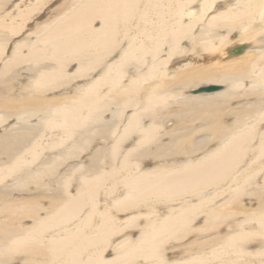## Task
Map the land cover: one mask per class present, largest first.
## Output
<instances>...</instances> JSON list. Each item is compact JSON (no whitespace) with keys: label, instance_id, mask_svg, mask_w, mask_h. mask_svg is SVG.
Segmentation results:
<instances>
[{"label":"bare ground","instance_id":"bare-ground-1","mask_svg":"<svg viewBox=\"0 0 264 264\" xmlns=\"http://www.w3.org/2000/svg\"><path fill=\"white\" fill-rule=\"evenodd\" d=\"M11 1L13 0H0V24H2L3 20L8 18L18 22L14 28L5 26L12 36L4 39V42L0 45V61L3 58L5 46L7 47L9 42L15 40V37L20 33L23 34L33 29L35 33L31 32L29 34L39 36L37 42L27 45V59L31 61H35V58L41 59L46 51L52 53L50 60H54L56 63V66L52 67L49 72L43 74L40 72L43 67L39 65V72H37L36 75L37 85L42 86V88L43 85L52 83L63 76L65 73L62 68L63 64L68 65L71 61H77L79 69L82 68L80 70L84 71V69H88L90 62H98L99 64L104 63V66H102L104 69L101 67L103 69L101 78L99 79L98 77L96 80L92 81L91 87H89L90 89L85 91L78 100L79 102L77 101L78 103L75 105L71 104L67 107H63V105L51 106L44 99L37 97V93L35 94L34 91L28 90H23L25 91L23 93L27 91L28 94L27 96L25 95V98L21 97L22 99H20L19 102L7 100L4 111L8 113L12 112L17 118L30 112L35 114L40 111L41 108H44L45 111H52L55 109L58 113H61L64 124L70 127V130L67 132L69 135H73L76 128H81L80 131H82L83 126L86 127L90 124L86 122L89 124L84 125L86 119H91L89 118L90 114L97 115L105 105L111 104L109 102H107V104L103 102L98 95V91L100 88L102 89L103 83L108 80L107 78L111 75L112 78H110V80L112 81V87H116L127 73V65L132 64V67L136 66L143 68L145 59L148 55H150V59L151 57L153 58L151 60L152 68H149L150 70L148 72L139 73L140 70H138V75H136L137 79L132 82V84L134 83L132 88L124 89L121 87L117 91L111 88L114 100L113 103L118 107V112L114 116L119 119L118 121H121L120 123L124 122L122 121V118L125 117L123 116V110L128 109L130 106L133 108L137 106V102L132 99L135 94L132 93L134 89L142 87L144 82L152 80L153 78L158 79L161 71H166V68H168V70L169 67L171 68V71L174 73V81L177 84H183L184 87L190 85L196 86L201 82H207L209 85L215 84L221 86L220 83H229L230 85L225 91H222L223 86H221V88L216 91L217 93H202L199 95L189 94L187 95V101L184 103L186 108L191 107L190 109L193 108V110H200V108L215 110L217 108L215 115L216 119L214 118L215 121L204 123L206 124L205 127H207L205 130H207L208 134L210 133L213 140L224 141V144L217 152H214L212 149V152L209 150L210 154L203 155L204 158H197L198 160L192 159L194 157L191 156V154L197 155L199 152V154H202L208 147L206 143L201 141L197 143L194 141L199 144L197 146L199 149L192 151L195 149L189 148L190 145L194 146V143L191 142L193 140L188 138L191 136L190 131L193 129L179 136H175L176 133H174L172 134L174 136L170 144L159 146L158 143L161 142V140L158 139V127L152 123L146 130L139 129V121L142 122V117L146 116L148 113L145 114L143 110L135 112L134 115L128 119L122 134H118L114 137L112 131L109 132L110 135L102 131L106 134L103 136L105 140L108 141L113 138L112 142L114 144L103 148V150L97 147L100 153H97V155L93 157L89 166H82V164L77 166L75 164V167L77 166L76 168L68 169L58 176L56 182L60 185L61 191H58L55 198H53L52 204L49 207L51 210L48 214L46 213L43 218H36L38 220L35 219V222L32 224L24 223L23 226H20L17 225L16 220L21 222L23 219H34L36 214L39 213V210L36 209L31 201H26L23 205L9 207V216L12 220L8 217L5 225L1 226L0 224V264H133L134 261L129 260L138 258H142L144 261L156 259L159 263H162L165 254L163 253L165 246L170 244V242L184 241L189 238L192 233H199L200 240L203 238V233L205 236L210 237L204 240L200 245L198 243V245L201 246V249H199L201 250L200 254L203 255L205 253L204 250L209 254L208 257H205L206 259L216 261V258H220L219 251L224 250V257L229 253H242L236 255L234 259L230 258L234 262L243 264V260L245 259L246 263L254 264L251 257L257 253L253 251L256 242L251 239L252 235L248 238H244L238 231L234 232V236L229 235V230L226 225L230 217L235 220L238 216L235 210L239 206L237 201L240 197V183H238L239 180L236 178L237 175H234L233 178L239 186L234 184V188H230L232 190L229 189L232 194L230 199H227L228 194H226L228 188L224 187V182L229 177H232L234 172H237L238 166L240 167L242 165L243 158L246 157L251 147H253L250 144L252 140L255 139V128L251 127V129L247 131L243 129L244 121H246L248 117L251 118L253 112L249 110L247 115L239 117L237 121L229 127L228 125L225 126L223 123V121L225 122L226 120H223L224 115H222L223 113L220 105H222V102H230L239 97L237 93L235 96V90L242 85L243 81L247 82V80L252 79L257 85L264 87V51L263 53L257 52L255 54L253 53V55H247L240 61H234L237 60L234 59L228 62H221L220 60L221 58L226 59L227 53L226 50L224 51V48L229 43V37L235 29H240L239 34L235 35V37L238 36L239 40H241L242 44L240 45H245L243 42L247 40H254L257 38L258 31L255 29L256 24H254V22L258 21L264 23V0H237L236 3H234V0H224L223 4L217 3L214 7L216 10H221L222 8L228 10L220 11L208 20L204 27L206 29L202 31L201 35L203 37L201 36L202 38L200 41L196 43H194L195 41L192 42V40L189 41L190 45L197 46L198 42L202 45V48L195 52L196 56H200L202 51H206L212 54L213 57H204L203 59L207 60L205 65L193 67L195 65L191 62L198 61L199 59L192 56L193 59L191 57V62L182 66H189L190 71H183L182 67H176V64L178 62L181 63L183 60H170L175 54L182 55L184 49H181L182 47L180 48V43L190 34V24L186 25L181 23L178 25L180 20H182L181 18L185 15L183 13L184 11H181V7H186L185 4L180 3L181 0H177L175 4L171 0L167 4V8L168 6H172L174 9H170L174 11L176 15L174 21L171 20V12L165 8L163 12H156V17H159V20L153 23L144 13L145 11L148 12L149 9L144 7L148 9L143 11L146 17L139 14L141 20H136V26L132 19L134 15L139 13L137 12L140 3L139 0H70V2H68L69 4L67 3L68 5L65 6L67 8L63 13L60 15L58 14V16L56 15L53 19L50 17L48 21L44 20L42 23H39L42 17H47L49 16L48 14L56 12V9L64 6L66 1L62 5L56 6L55 4H51L53 0H29V2L22 0L20 4H24V6L20 8L21 5L19 3L16 5V8H19L18 14L14 18L8 16L6 13L4 14L2 11ZM209 1L210 7H208V10L210 11L215 1ZM190 3H192V1H190ZM233 3L234 7L229 8ZM152 6L154 5L152 4L151 7ZM161 8H159V10H161ZM11 10L12 7L10 8V11ZM138 10L140 11V9ZM150 16L153 15L150 14ZM156 17H154V19ZM98 20L101 21V26H99L98 29H94V23ZM131 20L133 21L132 23ZM37 23H39L38 27L34 25ZM172 23L177 29H170ZM217 29L226 30L225 32L227 33L220 37L216 32ZM258 42L260 43L261 41L255 40V43ZM16 44L11 54L12 59L10 58L11 60L9 59L10 61L7 62L8 60L5 61L4 58L2 62L3 69L11 62L15 61L19 63L25 59V56L21 53V50L25 47V43L19 41ZM196 50L195 48V51ZM246 51L244 53H246ZM120 53V58H118L119 63H107L109 58L113 60L114 56L116 57V55ZM221 53H223V55H220ZM248 53L252 54L251 51H248ZM161 57L165 58L161 59ZM35 62L37 63L38 61ZM237 63L242 66H238ZM255 73L258 75H255ZM90 75L91 74H89V76ZM159 84L160 83L156 80L153 86L147 89L145 99L148 109L141 107L144 110H149L163 100L162 96L164 90ZM165 84H168V82ZM44 88L46 89V86ZM241 89L242 88L238 91ZM258 93L262 94V92ZM34 94L36 96H29ZM218 105L220 112L218 111ZM105 109L107 108L105 107ZM241 109L239 110L238 108L239 112L244 111ZM83 110L85 111L83 112ZM84 113H86V116L84 115L86 118L82 116ZM149 114L151 117H155L151 112ZM9 116H5L6 118L4 119L8 121ZM262 117L263 116H261V119H263ZM50 119L52 122L55 121L53 120L55 118ZM57 120L58 119H56V121ZM103 120L104 118L100 121L102 122ZM0 121H2L1 117ZM103 123L104 125L105 123L107 124V122ZM196 123L198 122L196 121ZM74 127L75 130H73ZM108 127H106V129H108ZM108 130H106V132H108ZM135 130L141 133L132 134ZM197 132L199 131H195V133ZM10 135L12 136V134ZM21 135H23V133ZM25 136L26 135H24V137ZM88 138L85 135L84 139ZM9 139V136L0 138V151H6L9 156H12H8L12 161H17L24 157L21 156L23 152L21 147L24 144V139H20V144L17 145L15 149H13L14 147L11 148L12 150L8 148L14 141L9 142ZM132 139H134L135 142H133ZM74 142H76L77 146L81 144L78 140ZM259 145L260 148L258 152L264 157V136L261 137ZM129 146L131 149L128 150L125 148ZM80 150L82 151L83 148H80ZM178 155H188V157L181 161H166L168 157L176 156V158H178ZM71 159L73 158L71 157ZM156 160L162 163L160 167L158 165L153 167V163ZM183 160L184 163L182 164L181 162H183ZM262 163L264 162L257 164L260 165L258 168H255L257 167L255 165L250 167L253 174L258 170L261 172L264 168V164ZM59 165L52 163V170ZM15 167L14 170L21 169L20 167ZM105 168H109L110 170L106 172L104 170ZM54 172H50L52 174L51 176L56 174ZM48 177H50V175ZM19 179V183L23 186L27 185L23 176H19ZM53 185L54 183L51 182L46 185V187L52 188ZM72 186H76V192L70 194ZM191 198H194V200ZM199 200V204L194 202ZM262 200L264 201L263 198ZM180 201L181 204H179L177 208L173 207ZM104 202L105 208L101 210L99 204ZM41 209L42 206H40V211ZM166 212L167 215H165ZM80 214H82L81 218L79 217ZM202 214H204L206 218L205 224L196 228L193 224L201 220ZM98 217H101V219H98L95 229L99 234L95 239L90 240L87 246L84 242L88 239L89 233L91 232L93 226L92 220L94 219L95 224ZM249 217H251V220L258 218L264 221V206L261 208V212L254 215L251 213ZM260 225L264 226V223ZM136 232L140 233L137 239L135 238ZM17 234L18 237L16 238ZM52 237H55V239L53 240ZM119 237L124 238L118 241ZM7 240L13 243L6 244L5 241ZM230 245L236 246L234 249H231ZM84 247L87 250L89 247L93 248L84 256V260L87 259V261L84 262L83 260L81 262L80 258ZM134 248L141 253L138 252L137 255L130 254V249ZM107 249L115 251L116 255L110 257V259L105 258L103 260L101 259L102 254L105 253ZM242 256L244 259L240 260Z\"/></svg>","mask_w":264,"mask_h":264},{"label":"rangeland","instance_id":"rangeland-1","mask_svg":"<svg viewBox=\"0 0 264 264\" xmlns=\"http://www.w3.org/2000/svg\"><path fill=\"white\" fill-rule=\"evenodd\" d=\"M26 1L29 2V0H26ZM139 1H140V3L138 6V9H140V11L137 9V12H139V13H137L136 15H138V16H136V15L133 16L132 20L134 21V23L137 22L136 20H138V21L141 20L139 18V14L141 16L144 15V17L147 16V18H149L150 21H152L153 23L157 22L159 20V17H156V14H157L156 12L157 11L163 12L165 8L171 12L172 19H171V17H170V19L172 21H174L176 19V17H175L176 15H175L174 11L170 10V9H173L172 6H168V8H167V4L171 0H155V2H154V0L153 1L152 0H142V1L139 0ZM172 1L175 4L177 0H172ZM190 1H192V3H190ZM214 1H215V3L213 5V8L210 9L211 12L208 10V7H210V3H209L210 1L209 0L208 1L207 0H183V1L181 0L180 1V3L185 4L186 7L185 6H184L185 8L181 7V11L182 12L184 11L183 13L185 15L183 18H181L182 20H180L178 25H180L181 23H184L186 25L190 24L191 26H190V31H189L190 34L188 36H186L180 43V48L182 47L181 49H184L182 55L175 54L170 59L171 61L174 59H179V61L183 60L181 63L178 62L176 64L177 68L182 67L186 63H190L191 62L190 59L192 56L199 59L198 61L191 62L192 64L195 65L193 67H198L197 65H199V67L202 65H205L207 63V60L203 59L204 57H213L212 54H210L209 52H206V51H202L200 56H196L195 52H197L198 49L202 48V45H200L199 42H198L197 46L190 45L189 41H191V40H192V42L195 41L194 43H196L197 41H200L201 38L203 37L201 35L202 31L206 29L204 27L206 26L208 20L214 14H216L220 11H227L228 10V9L224 10V8H222L221 10H216L214 8L215 5L217 3L223 4L224 0H214ZM21 2H22V0H13V1L9 2L8 6L2 11L4 12V14L6 13L8 16H12L14 18L18 14V8H19V7L16 8V5L18 3L20 4ZM68 2H70V0H61V1L60 0L59 1L53 0L51 2V4H55L56 6H58V5H62L64 3V6L57 8L58 10L56 9V12L48 14L49 16L42 17L40 19L41 21H39V23L44 22V20L48 21L50 19V17H51V19H53V17H56V15L58 16V14L60 15L61 13H63L65 11V9L67 8L65 6L69 4ZM236 2H237V0H234V3H236ZM205 3H207V4H205ZM208 3H209V5H208ZM234 3L229 8L234 7ZM152 4L154 6L151 7ZM23 6H24V4L21 5L20 8H22ZM11 7H12V10L10 11ZM144 7L148 8L149 10L145 9ZM159 8H161V10H159ZM152 9L154 12L152 11ZM145 10H148V12ZM8 11H10V12H8ZM143 11H145L144 13L146 14V16H145V14H143ZM150 14L153 16H150ZM0 16H1V14H0ZM154 17H156L157 19L156 18L154 19ZM198 17H200L201 19ZM198 19H200L202 21H200ZM132 20H131V23L133 22ZM0 21H1V18H0ZM192 22L195 24H193ZM17 23H18L17 21H12L10 18L3 20L2 24H0V45L2 44V42H4V39L10 38L12 36V34L9 33V30L5 26L14 28V26H16ZM39 23L34 24V25H36V27H38ZM254 24H256L255 29H256V31H258L257 32L258 35L256 37L259 38L260 40L256 38L254 40H247L246 42H243V43H245V45L247 44V46L249 47L247 49L246 53H243L242 55L237 56V57H230L229 58L228 51L230 50V48L237 47L236 45L240 46V44H242L241 40H239V37L238 36L235 37V35L239 34L240 29H235L229 37V39H230V40H228L229 43L224 48V51L226 50V53H227L226 59H223L220 57L221 62H225V61L228 62V61L234 60V59H237L234 61H240V60H242L243 57H245L247 55H253V53L255 54L257 52L263 53V51H264V40H261V39H264V23L255 21ZM134 25L136 26V23ZM99 26H101L100 20H98V21H96V23H94V27H95L94 29H98ZM171 28L177 29V27L175 25H173V23H172L170 29ZM257 28H258V30H257ZM225 31L226 30H222V29L216 30V32L219 34L220 37H222L221 35H225L227 33ZM260 31H261V33H260ZM31 32H33V29L26 31L23 34L20 33L17 37H15V40H12L11 42H9L7 47L5 46V50L3 53L4 55H3L2 60L0 61V117L2 118V121H0V123L2 122L0 124V138L5 137V136H9L10 137L9 142L14 141L11 143L12 144V145H10L11 147L9 146V148H8L9 150H12L11 148H13V147H14L13 149H15V147L20 144V141H21L20 139H22V140L24 139V144L21 147V149H23L21 156H24V157H22L21 159H19L17 161H12L11 159H9V157H12V156H9L6 153V151L5 152L0 151V153H1L0 154V224H1V226L5 225L7 222V218L10 217L9 216V210H8L9 207H12L15 205H23V203H25L26 201H31L34 204V206L36 207V209L39 210V213L36 214V217L34 219H32V218L23 219V221H21V222H18V220H16L17 225L23 226L24 223L32 224L33 222H35L36 218H43V216H45L46 213L48 214L51 210L49 207L52 204L53 198H55L58 191H61L60 185L56 182L58 176L64 172H66V170H68V169H74L75 164L77 166L81 165V164H82V166H87V165L89 166L91 163L90 161H92L93 157L96 156L97 153L98 154L100 153L99 149L103 150V148L109 147V146L114 144L112 142L113 138L111 140L106 141L103 136H105L106 134L110 135L109 132H111V131L113 132L112 135H114V137H116L118 134H122L123 129L127 125L128 119L131 116H133L135 112H140L143 110V111H145V114L148 113V114H146V116L142 117V122L139 121V124H138V126H140L139 129L146 130L149 126L152 125V123H153V125H155L156 127L159 128V129L157 128L158 131L156 130L159 134L158 139L161 140V142H159L157 140L159 143H161V144L158 143L159 146H165V145L170 144L172 142V139H173L172 137L174 136L172 134L176 133L175 136H179L180 134H183L184 132H186L188 130L190 131L191 129H193L194 131L193 130L190 131L191 136H189L188 138L193 140L191 142L194 143V146L190 145L189 148L195 149L192 151L198 150L199 147H197V146L199 144H197V143H200V141L203 143H206L208 145V147L206 148V150H204V152L202 154H199L200 153L199 151H198L199 153L197 155L191 154V156L194 157L192 159L196 160L197 158L198 159L204 158L203 155H208V153L210 154L209 150H211V152L213 150H214V152H217V150H219L222 147V145L224 144L223 140H221V141L220 140H213V137L210 135V133L208 134L207 130H205V129H207V127H205L206 124H204V123L212 122L213 120L215 121V119H216L215 115L217 112V108L215 110H209V109H203V108H200V110L199 109L193 110V108L190 109L191 107L186 108L184 106L185 101H187V99H188L187 95L191 94L192 90L193 91L199 90V88H201V87L213 86L215 84L209 85V83H207V82H201L199 85H196V86L190 85V86L184 87L183 84H177L174 81V73H173V71H171L170 67H169V70H168V68H166V71L165 70L161 71L158 79L153 78L152 80L144 82L142 87H138V88L134 89V91L132 93H135V94L132 97V99L137 102V106L134 108L130 106L131 109H130V107H128V109L123 110V116H125V117L122 118V121H124V122L120 123L121 121H118L119 119H117V117L114 116L118 112V107L115 106L113 103L114 100L112 97L111 88H114L116 91L118 89H120L121 87H123L124 89L132 88V86L134 84V83L132 84V82L137 79V76H136V75H138L137 71L140 70L139 73L148 72L152 68V66H151L152 61L151 60L153 58L151 57V59H150V55H148L149 57L148 56L146 57L145 64L143 65L144 66L143 68H139L136 66L132 67V64H128L127 65V73L121 79L119 85H116V87L115 86L112 87V81L110 80V78H112V76L109 74L110 77L107 78L108 80L103 83L104 85H103V87L101 86L102 89L100 88V90L98 91V95L101 97V100H103V102H105L106 104H107V102H109L111 104L105 105L100 110L101 112L99 111L97 115L90 114L89 118H91L92 120L88 118L89 120L86 119V121L84 122V125L90 123L89 126L88 125L86 127L83 126L82 131H80L81 128H76V131H75V133H73V135H69L67 133L70 130V127H67V125L64 124V122H63L64 119H63V117H61V113H58V111L55 109H53L52 111L51 110L45 111L44 108H41V110L35 114H33V112H30V113L25 114L24 116H22L20 118H17L15 115H13L12 112H9L10 113V116H9V113L7 111L6 112L4 111L6 103H7L6 101L7 100H13L14 102H19L20 99L25 98V95L27 96V94H28L27 91H26V93H23V92H25L23 90H28V91H32V92L34 91L35 94L37 93V97H39L40 99H44L51 106L63 105V107H67L71 104L75 105L79 102L78 100L82 97V95L85 93V91H87V89L88 90L90 89L89 87H91L92 81L96 80L98 77H99V79L101 78L102 70L104 69L102 67V66H104V63L99 64L98 62H90V66L88 67V69L87 70L84 69V71H83V70H80L82 68L79 69V64L77 63V61H71L68 63V65L63 64L62 68H63V71H65V73L63 74L62 77L53 81L52 83L43 85V88H42V86L37 85L36 75H37V72H39V65H41V67H43V68H41V71H40L43 74L45 72H49L52 69V67L56 66V63L54 60H52V61L50 60L52 53L46 52V51L44 52L43 57L41 59L35 58L36 59L35 61H38L37 63L35 61H31V60L27 59V55H28L27 45L30 43L37 42L38 36H39V35L29 34ZM33 33H35V32H33ZM255 40L261 41L262 43L261 42L260 43L258 42L259 44L255 43ZM19 41H22V43H25V47L21 50V53H22V55L25 56V59L19 63L15 62V61L11 62V63L7 64L6 67L3 69L2 62H3L4 58H5V61L8 60L7 62H9L12 59L11 54H12L15 46L17 45L16 43H18ZM214 42H216V41H214ZM217 43H218V41H217ZM257 45L259 46V48ZM195 48L197 49L196 51H195ZM258 50H260V51H258ZM248 51H251L252 54L248 53ZM120 55H121V53L117 54L116 57L114 56L113 60H112V58H111V60L109 58L107 63L108 64H112L115 62H116V64L119 63L118 58H120ZM220 55H223V53H221ZM220 55H218V56H220ZM164 58L165 57H161V59H164ZM192 59H193V57H192ZM39 63H41V64H39ZM237 64H238V66H242L241 64L239 65V63H237ZM65 67H67V68H65ZM193 67H192V69H193ZM182 70L183 71H190L189 66L182 67ZM182 70H181V72H182ZM100 71H101V73H100ZM256 73H255V75L259 74V72H258V74H256ZM89 74H91V75L89 76ZM77 77H79V78H77ZM3 80H4V82H3ZM156 80H157V82L160 83L159 86L162 87L164 90V93L162 96L163 100L161 102L157 103L154 107H151L150 109H152V110H150V109H149L150 111L144 110L141 107L147 108L146 99H145V96L147 94V89L150 86H153L154 81H156ZM88 82H90V83H88ZM166 82H168V84H165ZM220 84H221V86H223L222 91H225L226 89H228V86L230 85L229 83H220ZM33 85H35L36 87ZM45 86H46V89L44 88ZM241 86L235 90V96L237 93V96H239V97L230 101L231 103L230 102H224V103L222 102V105H220L221 111L223 113L222 115H224L223 120L227 121V122L223 121V123L225 126L228 125L230 127V126H232V124L234 122L237 121V119L239 117L247 115V112L249 110H251V112H253V116H252L253 118L248 117L247 120L244 121L246 124L244 123L243 129L247 131V130L251 129V127H253V128H255L256 132L254 133L255 139L253 138L254 140H252V142L250 144L253 147H251V149L249 150L246 157L243 158L242 163H241L242 165L240 164L241 166L240 167L238 166L237 172H234L235 174L233 173L232 177H229L224 182L225 183L224 187L228 188V191L226 193V194H228L227 199H230L232 196L230 190H232L234 188L233 187V186H235L234 184L239 186L233 178L234 175L235 176L237 175L236 178H238V180H239L238 183H240V186H239L240 197L237 201L239 206L235 209L237 211L238 216L235 218V220L232 217H230L229 220L227 221L226 225H227V229L229 230V232H228L229 235L234 236L235 231H238V233H241L244 236V238H248L250 235H252L251 239H253L256 242V245L254 246L253 251L256 252L257 254L252 256L251 259H253L254 264H264V242H263V240H264V235H263L264 226L260 225L261 223H264V221L261 219H258V218H255V220H251L250 219L251 217H249V215H251V213L254 215V214L261 212V208L264 206V201L262 200V198L264 199V170H263L264 168L261 170V172H260V170H258L254 174L252 173V171L250 169V167L252 165L257 166L255 168H258V167H260V165H257V164H259L260 162H264V157L261 156L258 152L259 151L258 149L260 148L259 142L261 140V137L264 136V91H263L264 87H260L255 82H253L252 79L247 80V82L243 81ZM240 88H242L243 91H242V89L240 91H238ZM48 89H50V90H48ZM53 90L54 91L56 90V91L54 92ZM99 92L101 93V95ZM258 92H262L263 95L259 94ZM52 93H54V94H52ZM35 94L29 95V96H36ZM238 94H241V95H238ZM67 95H68V98H67ZM210 95H213V94H210ZM245 95H247V96H245ZM203 96H209V95H203ZM240 96H242V97H240ZM102 97H104V98H102ZM192 97H194V96H192ZM49 99H51V100H49ZM107 99L108 100L110 99V100L108 101ZM105 107L108 110L105 109ZM236 108H237V110H236ZM238 108H239V110L242 108L241 110H244V111L239 112ZM85 110H83V112ZM102 110H103V112H102ZM209 111H211V112H209ZM218 111L220 112L219 105H218ZM150 112L155 116L154 118L151 117V115L149 114ZM189 112H191V113H189ZM199 114H201L202 116ZM84 115L86 116V113H84L82 115L83 118H86V117H84ZM5 116L6 117L9 116L8 121H7V119H4V118H6ZM261 116H263L262 117L263 119H261ZM11 117H12V119H11ZM191 117H193V118H191ZM21 118H22V120H21ZM50 118H52V119L55 118V119H53L55 121L52 122ZM103 118H104V120L101 122L100 120H102ZM108 118H109V120H108ZM56 119H58V120L56 121ZM109 121H111V122H109ZM196 121L198 123H196ZM86 122H89V123H86ZM99 122H101V123H99ZM103 122H107V124L105 123L106 126L104 125ZM102 123H103L104 127H103V125L101 126ZM108 125H109V127H108ZM41 126L45 127V128H42ZM162 126H164V127H162ZM106 127H108V129L110 131L108 129H106ZM95 128H97V129H95ZM99 128H100V130H99ZM180 128H181V130H180ZM73 130H75V127L73 128ZM106 130H108V132H106ZM22 131H24V132H22ZM102 131L103 132L105 131L106 134H104ZM195 131H199V132L195 133ZM15 133H17V134H15ZM22 133H23V135H21ZM135 133H141V132L135 130L134 133H132V134H135ZM192 133H194V134H192ZM10 134H12V136L14 138ZM128 134H131V133H128ZM19 135H20V137H19ZM24 135H26V136L24 137ZM85 135L87 138L90 137V138H88L89 140L84 139ZM99 135H101V136H99ZM15 137L16 138L18 137V138L16 139ZM192 137H195V138H192ZM93 138H94V140H93ZM196 138H198V139H196ZM72 139H74V140H72ZM75 140L80 141L81 144L79 146H77L76 142H74ZM132 140H133V142H135L134 139H132ZM164 141H165V143H164ZM194 141L197 143H195ZM162 143H163V145H162ZM14 144H15V146H14ZM68 147H69V150H68ZM80 148H83V150L81 151ZM125 148H127L128 150L131 149L130 146L125 147ZM24 150H25V152H24ZM81 152H83V153H81ZM36 153H37V155H36ZM259 156H261V157H259ZM71 157L73 159H71ZM90 157H92V158H90ZM177 157L178 158H176V156L175 157L170 156V157H168V160H166V161H169V162H175V160L181 161L182 159L188 157V155L187 156L178 155ZM74 158H76V159H74ZM76 160H77V163H76ZM80 160H83V161H80ZM172 160H174V161H172ZM260 160H263V161H260ZM156 161H154L153 167L157 166V165L160 167L162 165V163H159L158 161L157 162ZM26 162H28V163H26ZM78 162H80V163H78ZM83 162H85V163H83ZM52 163H55L58 165L60 164L59 166H57V168L54 169L55 172H54V170H52V166H51ZM181 163L183 164L184 160ZM27 164L30 166H28ZM262 164H264V163H262ZM15 166L20 167L21 169L14 170L16 168ZM104 170L106 172H108L107 170H110V169L105 168ZM51 171H53L56 174L51 176L52 175L50 173ZM28 172H31V173H28ZM49 175H50V177H48ZM19 176H23V178L26 180V183H27L26 186H23L21 183H19V180H20ZM40 181H43V182H40ZM51 182L54 183L53 187L52 188L46 187V185L50 184ZM246 186H249V187H246ZM75 188H76V186L71 187L70 194L76 192ZM230 188H232V189H230ZM244 189H246V190H244ZM249 192H251V193H249ZM191 199L194 200V198H191ZM194 202L199 204L200 200L194 201ZM220 202H222V201H220ZM91 204H89V205H91ZM179 204H181V201L177 202L175 204L176 206H173V207L177 208V206ZM99 205H100V209L104 210L105 202L100 203ZM40 206H42L41 211H40ZM164 206H166V205H164ZM164 206H162V207H164ZM44 208H46V209H44ZM81 215L82 214L79 215L80 218H81ZM165 215H167V212L165 213ZM200 218H201V216H200ZM98 219H101V217L97 218V221L95 224H94V219L92 220L93 226L91 228V232L89 233L88 239H86L84 242V244H86L87 246L89 244V241L95 239L97 237V235L99 234L97 232V230L95 229V227L98 223ZM205 219L206 218H205L204 214H202L201 220H199L198 223H194L193 225L196 228H199L203 224H205ZM11 220H12V218H11ZM36 220H38V219H36ZM235 225H236V227H235ZM239 226H241V227H239ZM139 235H140V233L136 232L135 238L137 239V237ZM17 237H18V234H17L16 238ZM55 237H52V239L54 240ZM122 238H124V237H121V238L119 237L118 241L122 240ZM207 238H210V237L205 236V234L203 233V238H201L202 240H200L199 239V233H192L189 236V238L185 239L184 241L181 240V241L170 242V244H167L168 246L166 245L164 250H163V253H165V254H164V259H163L162 263H159L156 259H153L150 261H144L142 258L130 259L129 261H134L133 264H240L239 262H234L231 259H234L236 257V255L242 254V253H235V254L229 253V254H227L226 257H224V253H225L224 250L219 251L220 258H216V261H213L211 259H206L205 257L206 256L208 257L209 254L206 252V250H204L205 253L203 255H201L200 254L201 250H199V249H201V246H199V245L204 240H206ZM171 240H174V239H171ZM5 243L10 244L13 242L7 240V241H5ZM198 243H199V245H198ZM230 246H231V249H234L236 245L235 246L230 245ZM92 248L93 247H89V249L87 250L84 247V249L82 250V256L80 258L81 262L84 260V256H86V254ZM129 252H131L130 254L137 255L138 252H140V251L139 250L136 251V248H134V249H130ZM222 253H223V255H222ZM115 255H116L115 251L107 249L105 251V253L102 254L101 259H103V260L105 258L110 259V257H113ZM243 259H244V257L242 256L240 258V260H243ZM86 261H87V259L84 260V262H86ZM244 263H246L245 259L243 260V264ZM246 264H248V263H246Z\"/></svg>","mask_w":264,"mask_h":264},{"label":"water","instance_id":"water-1","mask_svg":"<svg viewBox=\"0 0 264 264\" xmlns=\"http://www.w3.org/2000/svg\"><path fill=\"white\" fill-rule=\"evenodd\" d=\"M247 48H248L247 45H240L237 47L230 48V50L228 51V56H229V58L240 56L246 51ZM220 88H221V86H219V85L201 87V88H199V90L192 91L191 94L199 95L202 93H215Z\"/></svg>","mask_w":264,"mask_h":264}]
</instances>
